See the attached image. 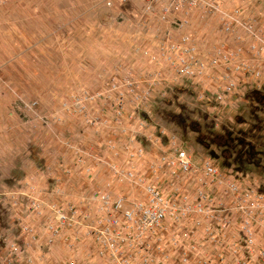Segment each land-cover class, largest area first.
I'll return each mask as SVG.
<instances>
[{"label": "rangeland", "instance_id": "obj_1", "mask_svg": "<svg viewBox=\"0 0 264 264\" xmlns=\"http://www.w3.org/2000/svg\"><path fill=\"white\" fill-rule=\"evenodd\" d=\"M49 1H13L0 6V138L12 139L10 150L0 141V180L22 166L36 168L42 176L50 173L51 167H58L60 176L69 175L67 158L73 159L74 166H82L84 158H93L96 174L87 167L76 170L72 180L82 185L85 174L93 179L94 190L75 197L60 176L47 177L48 188L26 196L12 193V202L0 191V214L3 203H41L42 209L35 213L43 215L47 209L52 215L44 227L52 237L50 205L66 211L69 203H78L83 209L90 203H102L105 197L110 203H148L145 187L125 178L134 164L145 183H158L166 203L200 204L203 214L214 218L201 228L189 219L181 225L184 227L171 229L174 231L168 237L178 241L176 258L184 257L186 264H264V234L262 239L256 238L257 230L264 232L263 186L246 182L242 175L248 168L264 167V94H254L249 88L243 106L230 112L229 103L240 75L253 78L264 90V48L260 42L264 43V0H230V7L222 5L223 10L218 1L219 12L193 9L188 14L179 12L183 17L172 22L162 18V8H156L159 4L149 7L139 0L124 2L126 6L121 7L119 0H61L64 12L47 6ZM225 8H230V15ZM196 12L213 17L212 21L203 17L207 23L202 30L213 37L203 40V46H198L194 30L180 28L186 24L184 19ZM71 13L76 29L69 32L66 14ZM145 16L153 19L146 21ZM57 23L60 28L54 31ZM83 24L89 29L84 30ZM56 37L64 44L73 39L75 45L57 46L52 42ZM182 37H188L187 46L195 49L190 74L170 65L161 54L166 44L181 43ZM238 53L243 57L238 61H244L239 68L232 63ZM71 60L75 61L73 79L50 78L60 68H71L66 63ZM85 75L90 78L84 80ZM112 84L120 90L132 85L128 89L134 93L118 97L110 90ZM251 85L256 86L255 82ZM61 90L64 94L55 95ZM99 93L100 101L86 100ZM123 120L127 124L122 126ZM171 145L186 151L191 173L170 176L158 163L160 157L172 154ZM21 153L32 158L41 155V159L36 165L27 160L10 161L9 155ZM57 158L59 164L52 165ZM205 163L217 170L212 182L202 171ZM81 215L75 230L77 241L72 247L70 242L66 244L69 252L77 253L81 249L77 244L85 240L82 226L87 222ZM6 225L0 216V250H10V264H20L14 261L17 256L11 247L21 254L25 246L14 241L18 245L7 242L9 249L4 247ZM66 228L70 229L67 224L57 225L53 237ZM178 232L183 235L177 237ZM49 244L47 239L38 250L46 251ZM71 258L67 255L61 264ZM21 264L30 261L25 258Z\"/></svg>", "mask_w": 264, "mask_h": 264}, {"label": "built area", "instance_id": "obj_2", "mask_svg": "<svg viewBox=\"0 0 264 264\" xmlns=\"http://www.w3.org/2000/svg\"><path fill=\"white\" fill-rule=\"evenodd\" d=\"M127 0H122L126 2ZM142 4L149 7L155 4L161 5L163 10L162 18L168 17L172 13L184 12L188 14L193 9H203L205 12H219L216 6L218 0H139ZM8 0H0V6L5 5ZM230 19V17H228ZM181 43H168L161 54L166 61L173 67L179 66V71L190 74L191 65L195 62L194 48L187 46L186 38H182ZM263 45V41H260ZM176 57V59H175ZM132 85L128 84V87ZM120 90L115 84H112L110 90L115 91L118 97L131 95L134 89ZM101 94L88 95V101H100ZM123 102V98L117 101ZM120 102V103H121ZM118 111L119 108L117 107ZM172 154L164 155L159 158L162 168L169 171V175L181 173L186 175L192 172L190 157L185 150L171 145ZM155 168L154 170H156ZM204 176L213 181L217 177V170L208 163L202 167ZM133 179V183L143 185L147 193L148 203H120L116 201L110 203L108 197L102 203H90L83 209L69 203L66 211L56 209L50 205V210L54 214L51 227L52 237L57 235V225L63 227L66 224L72 230L79 229L78 218L80 213L82 219L87 223L83 224V238L92 244L94 248V258L96 264H186L184 257L176 258L175 249L178 241L175 237H168L176 226L182 228L187 220L195 221V225L201 228L203 224L210 223L214 218L205 216L201 205L190 203H166L164 196L158 188V183H145L142 175L134 170V164L127 170L125 178ZM231 189H235L232 184ZM202 196V195H201ZM34 210H41V205L34 204ZM67 212V215L66 213ZM191 215H197V218L191 219ZM54 224V225H53ZM245 224H249L248 221ZM198 228V229H199ZM264 229V222L262 224ZM170 230V231H169ZM176 232V231H175ZM172 235H175L176 233ZM183 235L178 232L177 237ZM166 238H165V237ZM55 237V236H54ZM78 238L77 233L71 237V247ZM51 242V238L49 239ZM14 253L18 250L11 247ZM181 256V255H180ZM66 264H79L74 258H71ZM88 264V263H85Z\"/></svg>", "mask_w": 264, "mask_h": 264}, {"label": "crops", "instance_id": "obj_3", "mask_svg": "<svg viewBox=\"0 0 264 264\" xmlns=\"http://www.w3.org/2000/svg\"><path fill=\"white\" fill-rule=\"evenodd\" d=\"M13 1H26V0H8V2L4 5H9L11 4ZM60 1V2H59ZM133 0H127L126 3H130ZM221 1V10H223V6L228 5L230 7V0H218ZM126 3L122 2V0H119V7L121 6H126ZM64 3L61 0H50L49 2L46 3L47 6L51 5V6H56L59 7L57 9V12H64L67 11L66 9H62V6ZM125 4V5H124ZM127 4V5H128ZM223 5V6H222ZM160 11L161 5H157ZM224 6V7H225ZM153 7V8H155ZM224 12L230 15V8H225ZM240 13V12H239ZM60 14V18L63 16L62 13H58ZM68 14V13H67ZM66 14V17H69V19H67L66 21V28L67 30L70 32L72 29H76V20H75V15L74 13H71L70 16H68ZM182 15V14H181ZM180 14L176 13H172L170 14L168 17H166L168 20H170V22H172L174 20V18L177 17H183ZM65 16V15H64ZM204 16H208V18H210V21L213 20V17L209 15H205V13L203 12H199V13H194L189 15L188 17L185 18L184 16V21L186 24L181 25L180 28L183 29V31H188L191 32L192 30H194L196 39H197V44L198 46H203L202 42L203 40H213L212 35H210V32H205L203 29V25L206 24L207 22H205L203 20ZM64 19V18H63ZM144 19L147 21L150 19V21L153 19L151 16H145ZM195 20L194 23H192V21ZM58 22V21H57ZM60 22H63L62 19H60ZM161 22V21H160ZM163 23V22H161ZM70 24V26H69ZM176 25V22H175ZM90 26H88V28L85 27V25L83 24V29L87 30L89 29ZM60 28L58 23L56 25L53 26V30L55 31V29ZM66 30V31H67ZM45 31V29L41 30V36L43 35V32ZM38 32V30H37ZM61 36V35H59ZM63 36V35H62ZM240 36V35H237ZM186 37V36H185ZM184 38V37H182ZM151 39V38H150ZM188 40H190L188 37L186 38ZM187 40V41H188ZM86 39L83 40V45L85 46L87 44V42H85ZM88 41V39H87ZM152 41V40H151ZM191 41V40H190ZM245 41V40H244ZM52 42L54 44H56L57 46H60V44H62V46L68 47L67 44H69V46H72L74 43L73 39H70V43L68 41H63L66 42V44L64 43H60L59 40H57L56 38H52ZM81 42V41H79ZM156 42V41H155ZM155 42H152L154 45L156 44ZM60 43V44H59ZM245 43V42H243ZM212 45V44H210ZM213 46V45H212ZM264 54V53H263ZM240 54L238 53L236 56H233L232 59V63L239 68L240 64H243L244 61H238L240 58ZM243 58V57H241ZM148 62H149V58H147ZM146 60V61H147ZM59 62V61H58ZM66 63H69L71 65V68H66V69H62L60 68L59 70H56L53 74L51 75V77H54V80H69V79H73L74 77V60L71 61H67ZM238 75H236L234 77V79L237 77ZM90 77H83L84 80H88ZM252 82H255L256 86L254 88H252ZM236 85L238 86L237 91L233 90L232 93L234 92L233 96H230V112L234 109L237 110L240 108V106L242 104H245V96H247L248 94V89L250 88L251 90H253L252 92H254V94H259L260 96L262 94H264V90H262L259 85H257L256 81H253V78H249V79H245L242 75H240V77H238V81L235 82ZM259 83H263V81H260ZM64 90L61 91H57V93L55 95H59V94H64ZM70 90H68L66 92L69 93ZM236 92V93H235ZM54 94V92L52 93ZM243 106V105H242ZM232 107V108H231ZM112 123V122H111ZM110 123V124H111ZM126 125L127 123L123 120L121 122L122 126ZM245 125V124H243ZM116 126V124L114 125V127ZM137 127V125H135ZM247 126H250L251 128V124H247ZM149 135V133H148ZM262 139V137H261ZM260 139V140H261ZM2 140V141H1ZM9 140H11V142H9ZM0 141L4 144H6V148L7 150H10L12 148L11 144H12V139H2L0 138ZM264 143V142H263ZM122 154H124V152H122ZM10 161H14L16 162L17 160H19V162H21V160L29 162V163H33V165H36L37 162H39L38 160L41 159V155L38 156H34L33 158L30 157L29 153H21L20 155H9ZM98 157V156H96ZM68 163L71 164V171L69 175L63 174L62 176H60L62 173L61 171L59 172L58 167H51L50 168V173L47 172L42 176V173H40L36 168H28L25 169L24 166L19 167L17 170H13L12 172L8 171V174L6 176V178L0 180V191H3L4 194L6 195V200L9 202L11 201V196L12 193L18 192L19 194L22 195H28L29 192H34L36 193L39 189L42 188H48V185L45 182V178L50 177V178H58V176H60L61 181L66 184V186H69L71 188L69 189H73V193H75V197H77V195L83 194L84 191L91 192L94 190V185H93V179H87L85 177V174L83 175L84 178L82 179V185H75V183L72 180V177H75L76 174L74 173L76 170L79 169H86L88 167L92 169L93 175L96 174V171L94 170V164H96V161H94L93 158H84V164L82 166H78V165H73V159L72 158H67L66 159ZM9 161V159H8ZM18 162V161H17ZM49 162V159L47 160V163ZM58 165L59 161L58 158L54 159L51 161L52 165ZM10 170V169H9ZM260 172V173H257ZM242 175L245 177V181L246 182H251L254 183L255 185H257V183L259 182L260 185H262L263 187L261 188V190L264 191V167L260 168V167H253V168H248L247 170H244V172L242 171ZM233 181V180H231ZM258 184V185H259ZM36 196V195H35ZM21 198V197H20ZM23 199V198H22ZM232 198L230 197V200ZM75 201H78V198L74 199ZM34 204H38V203H33ZM74 205H77L78 203H72ZM8 205V206H7ZM32 203H3L1 205L2 208V212L0 214V216H2V221L4 220V222L7 224L6 226L8 227L7 229L5 228L4 231V247L7 249H9L7 242L8 243H15L14 241L18 242V244L24 248H22L23 253L18 254L19 250L15 253V256H17V258H15V262L17 263H22L24 261V259H29L30 264H61L62 258L65 259V257L67 258V255L71 256L72 258H74L79 264H85L86 262L88 264H96V259L94 258V248L93 247H87L88 245H90V243L88 241L85 240H81L77 245H80L81 249H79L77 251V253H74L75 251H67L66 250V244H69V241L71 239V237H73L76 234L75 230L72 229H62L63 232L59 233V236H55V237H50L46 232V229L44 231V227L45 224L49 221L52 220V215L49 214L47 209H44L43 211V215L41 214H37L35 213L34 207H33ZM39 205H41V203H39ZM42 212V211H41ZM49 214V216H48ZM61 231V230H60ZM262 233L264 234L263 230L259 229L257 230V235L256 238L257 239H262ZM51 238V244L48 245V247L45 249L46 251H39L38 247L43 244H46L47 239ZM16 244V243H15ZM14 244V245H15ZM16 244V245H18ZM11 252L9 250L4 252L3 249L0 250V264H10L12 262V258H11ZM96 262V263H95Z\"/></svg>", "mask_w": 264, "mask_h": 264}]
</instances>
